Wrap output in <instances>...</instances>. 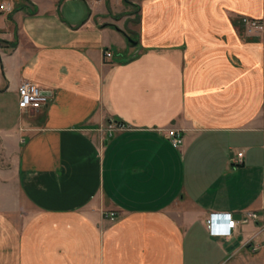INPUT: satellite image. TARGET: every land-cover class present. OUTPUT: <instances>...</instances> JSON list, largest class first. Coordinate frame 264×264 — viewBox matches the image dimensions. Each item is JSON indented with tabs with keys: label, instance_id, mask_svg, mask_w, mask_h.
Instances as JSON below:
<instances>
[{
	"label": "crops",
	"instance_id": "0c3cea01",
	"mask_svg": "<svg viewBox=\"0 0 264 264\" xmlns=\"http://www.w3.org/2000/svg\"><path fill=\"white\" fill-rule=\"evenodd\" d=\"M0 5V264H264V0Z\"/></svg>",
	"mask_w": 264,
	"mask_h": 264
},
{
	"label": "built area",
	"instance_id": "2783aa9c",
	"mask_svg": "<svg viewBox=\"0 0 264 264\" xmlns=\"http://www.w3.org/2000/svg\"><path fill=\"white\" fill-rule=\"evenodd\" d=\"M9 10L10 9L7 6L5 7L4 5H0V11H9ZM240 22L246 33H254L263 30V24L258 20L242 17ZM103 54L106 59L112 58V53L110 51H105ZM42 92L43 90H41L38 86L32 83L29 82L21 83L17 90L18 108L20 110H38L41 107L45 106L48 101V96L43 94ZM123 129H124L123 124L115 122L114 124L107 126L106 132L108 135H111L113 132L120 131ZM159 131L163 133L164 137L169 141L170 145L174 149H178L181 147L183 143L181 131L177 129H163ZM242 157L243 154L241 152L237 153L236 160L234 163L240 165L242 163ZM109 217L113 219V214L111 213ZM214 220L222 221V224L224 225L225 228H223L222 226L213 228ZM257 220H258V216L252 212H247L244 213L243 215H240L239 220H235L233 216L230 214H214L208 218L206 222V228L212 236L227 237L231 234V230L235 228L237 223L243 225V224H248L251 221H257Z\"/></svg>",
	"mask_w": 264,
	"mask_h": 264
},
{
	"label": "rangeland",
	"instance_id": "374dc122",
	"mask_svg": "<svg viewBox=\"0 0 264 264\" xmlns=\"http://www.w3.org/2000/svg\"><path fill=\"white\" fill-rule=\"evenodd\" d=\"M131 12H133L134 16L136 15V12H137V7L136 6H133V8H131ZM241 20V19H240ZM242 26V25H241ZM243 28V27H242ZM244 29V28H243ZM115 122L114 121H109L107 122V126L108 125H111V124H114ZM262 229L264 230V221L262 220ZM258 264V263H256Z\"/></svg>",
	"mask_w": 264,
	"mask_h": 264
},
{
	"label": "trees",
	"instance_id": "16d2710c",
	"mask_svg": "<svg viewBox=\"0 0 264 264\" xmlns=\"http://www.w3.org/2000/svg\"><path fill=\"white\" fill-rule=\"evenodd\" d=\"M123 2L125 3V4H127L128 3V0H123ZM106 4L108 5V2L106 1ZM11 46H14V44H12ZM127 59H129V58H127ZM126 59V60H127ZM115 122H118V121H115Z\"/></svg>",
	"mask_w": 264,
	"mask_h": 264
},
{
	"label": "water",
	"instance_id": "95a60500",
	"mask_svg": "<svg viewBox=\"0 0 264 264\" xmlns=\"http://www.w3.org/2000/svg\"><path fill=\"white\" fill-rule=\"evenodd\" d=\"M127 40H128L129 43H134V41L131 40L130 38H128ZM42 93L45 94V95L47 94V93H45V92H42Z\"/></svg>",
	"mask_w": 264,
	"mask_h": 264
}]
</instances>
